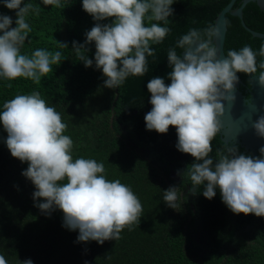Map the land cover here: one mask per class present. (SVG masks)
<instances>
[{
	"label": "trees",
	"instance_id": "obj_1",
	"mask_svg": "<svg viewBox=\"0 0 264 264\" xmlns=\"http://www.w3.org/2000/svg\"><path fill=\"white\" fill-rule=\"evenodd\" d=\"M231 0H174L173 16L166 25L170 32L162 43L152 44L155 56L147 57L148 72L129 76L120 88L104 87L102 70L95 67V44L85 54L93 59L85 67L72 50L74 41L83 44L85 32L97 22L83 10L82 0H61L63 7L45 6L41 0H25L36 11L26 21L31 31L21 49L31 55L36 49L62 53L59 65L42 77L39 84L30 79H0V111L17 94L39 91L48 106L55 107L67 124L65 135L73 140V158H91L102 162L109 180L119 179L138 196L143 212L140 224L125 228L117 241L78 242L79 231L63 226V212H41L33 199L35 186L22 175L28 164L12 157L5 143L7 133L0 123V255L8 264L31 259L33 264H264V217L236 215L222 202L219 189L209 200L203 186L190 194V179L178 175L194 158L177 150L173 126L166 134L146 129L144 117L152 105L148 82L167 74L169 49L192 28L203 29L215 20ZM242 0L234 3L240 7ZM23 6V5H22ZM0 13L16 19L0 0ZM227 18L224 44L228 50L250 46L258 51L264 39L254 37L237 16ZM114 18L102 21L111 23ZM245 24L264 33V10L250 2L243 9ZM155 21H145L146 26ZM162 23V22H161ZM13 23L12 27H15ZM163 26V25H161ZM2 34V33H0ZM67 43L68 48L59 46ZM179 54L182 50L176 48ZM264 57L257 56V64ZM240 89L249 96V75L238 73ZM11 83L12 87H8ZM230 143L220 133L212 141L210 156ZM241 153L252 154L237 145ZM258 152L253 156H258ZM178 187V205L173 209L163 200L164 191ZM184 196V197H183ZM39 202H44L41 199Z\"/></svg>",
	"mask_w": 264,
	"mask_h": 264
},
{
	"label": "clouds",
	"instance_id": "obj_2",
	"mask_svg": "<svg viewBox=\"0 0 264 264\" xmlns=\"http://www.w3.org/2000/svg\"><path fill=\"white\" fill-rule=\"evenodd\" d=\"M2 2L16 11V19L0 13V79L25 78L39 84L53 71V65L60 64L62 53L36 49L31 55L22 54L31 31L26 17L38 9L25 0ZM41 3L63 7L61 0ZM173 4L174 0H82L83 10L97 23L85 32L83 44L73 42L72 50L85 67H92L93 59L85 53L94 42L95 67L102 70L104 87L120 88L129 76L148 72L147 57L155 56L151 45L162 43L170 32L166 25L174 14ZM109 18H114L111 23H101ZM146 20L155 23L146 26ZM220 35L212 24L192 28L176 42V48L182 50L179 54L176 48L169 49L171 71L167 78L171 83L157 76L147 84L152 108L144 117L146 129L166 134L170 126L175 127L177 150L194 158L186 170L178 172L183 179H190V194L196 195L202 185L203 196L211 200L219 189L222 202L234 214L264 217V147L253 156L230 143L217 150L215 160L210 156L212 141L222 132L225 103L236 101L238 73L257 74L264 86V60L257 64V56L264 57V44L258 51L248 45L228 50L221 58L214 42ZM58 43L68 48L67 43ZM0 123L12 157L28 164L22 175L35 186V206L49 215L61 210L63 226L79 231L78 242L103 245L108 240L117 241L125 228L140 224L143 206L138 196L119 179H107L102 162L73 158V140L64 134L67 124L39 91L7 100L0 111ZM253 128L264 138V115L254 121ZM178 189L171 186L164 191L163 200L173 209L181 207ZM41 199L44 202H39ZM0 264H8L2 255Z\"/></svg>",
	"mask_w": 264,
	"mask_h": 264
},
{
	"label": "water",
	"instance_id": "obj_3",
	"mask_svg": "<svg viewBox=\"0 0 264 264\" xmlns=\"http://www.w3.org/2000/svg\"><path fill=\"white\" fill-rule=\"evenodd\" d=\"M237 0H231L219 13L215 20V26L220 31V38L214 42L219 49V56L223 58L226 53L224 44L227 33V18L226 15L230 13L233 16L240 18L243 27L250 32L254 37L264 39V33L257 32L249 28L243 20V9L250 2H255L264 10V0H242L240 7L233 9L234 3ZM253 74L249 77V87L246 94L240 89L243 83L239 78L236 84L235 95L236 101L234 104L225 103V115L222 118L223 128L220 133L221 139L225 143H234L242 146L245 150L251 151L255 155L261 147H264V138L256 135L253 128L254 121L264 115V86L259 84V77ZM248 101H251L250 103Z\"/></svg>",
	"mask_w": 264,
	"mask_h": 264
}]
</instances>
